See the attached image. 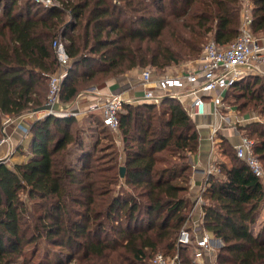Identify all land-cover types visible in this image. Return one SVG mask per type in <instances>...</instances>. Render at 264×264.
<instances>
[{
	"label": "trees",
	"instance_id": "obj_1",
	"mask_svg": "<svg viewBox=\"0 0 264 264\" xmlns=\"http://www.w3.org/2000/svg\"><path fill=\"white\" fill-rule=\"evenodd\" d=\"M247 16L253 36L264 38V0H61L52 7L0 0V141L7 122L47 104L51 77L61 71L55 41L71 59L59 92L69 105L135 69L163 73L197 60L210 41L225 48ZM224 102L262 118L240 130L255 141L264 168V77L241 79ZM119 119L122 154L113 140L86 145L76 117L31 123L30 153L0 165V264H153L159 253L197 264L195 240L178 247L195 212L197 122L171 96L125 103ZM218 147L229 164H216L220 172L203 181L197 224L223 245L205 264H264V222L256 234L252 228L264 206L263 178L226 139Z\"/></svg>",
	"mask_w": 264,
	"mask_h": 264
},
{
	"label": "built area",
	"instance_id": "obj_2",
	"mask_svg": "<svg viewBox=\"0 0 264 264\" xmlns=\"http://www.w3.org/2000/svg\"><path fill=\"white\" fill-rule=\"evenodd\" d=\"M35 1L45 7L60 6L61 4V0ZM250 22L251 19L247 16L237 39L225 48L219 47L214 41H210L197 60L196 66H188L189 68L181 71L180 74L169 75L168 73L153 72L150 69L143 70L142 82L146 89L140 102L160 103L164 97L171 96L177 98L188 108L190 116L195 121L214 116L220 122L216 121L211 125L210 142L212 145L218 144L224 139H229L230 135L225 134L227 131L240 132L243 120L238 115L227 113L231 108L227 107L224 99L228 91L238 81L259 71V66L264 63V47L260 44V40L255 38L249 30ZM53 46L58 55L61 71L51 77L46 105L59 104L60 106L62 105L59 100L60 85L71 64V59L63 42L55 41ZM185 82H188L187 86ZM125 103L127 102L120 94L102 96L91 106V111L99 113L104 125L111 132L116 133L119 131V115L123 111ZM50 111L32 112V115L35 114L37 119H43ZM52 113L57 117L78 118L79 116L72 108H61ZM6 140L3 137L0 144H3ZM233 147L237 157L247 164L255 176L262 178L264 168L255 153V141L240 133L239 141ZM194 168L205 175L204 181H207L209 175L220 172L216 165L209 167L207 170H200L196 166ZM203 192L204 187L202 186L194 210L203 203ZM197 227L200 228V225L198 224L195 228ZM194 240L196 242L194 261L197 263L198 260L204 259L206 255L212 254V239L210 235L202 232V230L199 232L197 229L184 227L179 234L178 247L190 245ZM178 259V256H176L171 261L159 253L154 257L152 263L180 264Z\"/></svg>",
	"mask_w": 264,
	"mask_h": 264
},
{
	"label": "crops",
	"instance_id": "obj_3",
	"mask_svg": "<svg viewBox=\"0 0 264 264\" xmlns=\"http://www.w3.org/2000/svg\"><path fill=\"white\" fill-rule=\"evenodd\" d=\"M260 44L264 47V38L259 39ZM189 68V67H188ZM187 70V68L181 69V71ZM179 72V71H178ZM176 72L177 74H180ZM169 75H175L171 73ZM252 75H259L264 77V63L259 66V71L254 72ZM124 76V77H123ZM123 77V78H122ZM121 78L108 80L103 87H93L90 88L88 92L81 95L74 103L69 105H60L59 109L66 108V109H75V111L79 114L78 120L80 122L84 121L87 122L90 126L92 124H96L98 121H102V117L99 113L91 111V106L95 103V101L102 96H108L111 94H120L127 103L133 102H140L144 95V90L146 87L142 82V70L135 69L129 72L126 75H122ZM185 85H188V82H185ZM235 107V106H233ZM229 115H238L242 118V122L240 128L244 127L248 123L256 122L260 119L253 120V115H240L239 111L235 107V109H230L227 112ZM257 115V114H256ZM258 116V115H257ZM259 117V116H258ZM98 119V121H97ZM217 119V118H216ZM214 116L207 117L203 119H199L196 121L199 125H197V130L199 133V146L198 151L195 155L192 156L191 160L194 166L200 170H207L209 167L216 165L220 162H224L229 164V159L226 155H224L223 151L218 147V144L212 145L210 142V129L213 123L216 121L219 123L220 120H216ZM37 120L35 114L32 115V112L26 113L18 118H15L9 122H7L4 127V138L7 140L0 144V162L7 163L9 166H13L17 162H21L26 158L27 153L29 151V135L28 131L33 121ZM205 121V122H204ZM240 133L243 134V131L236 132L234 130L227 131L225 134L230 135V138L227 139V142L232 145V147L238 143ZM91 141L89 138L86 137V145H89ZM119 144L122 145L120 142ZM122 148L120 149V153L122 154ZM23 150L24 154L21 155L20 151ZM194 170V174L190 181V195L195 200L200 194V190L203 186L204 181V174L200 171ZM201 207V205H198ZM196 211V210H195ZM201 209L199 208L198 211L194 212L192 223L196 227L199 223L200 217L202 213L200 212ZM264 215V206L261 213L258 216L257 222L259 219L261 220ZM256 222V223H257ZM201 232L200 228H194ZM257 230V228H256ZM259 230V229H258ZM255 232V234L258 232ZM206 233V232H205ZM208 234V233H207ZM210 235V234H208ZM211 236V235H210ZM211 243L212 248L218 247L220 249L223 242L221 244L217 241L219 239H215L211 236ZM216 244V245H215ZM217 250V249H216Z\"/></svg>",
	"mask_w": 264,
	"mask_h": 264
},
{
	"label": "rangeland",
	"instance_id": "obj_4",
	"mask_svg": "<svg viewBox=\"0 0 264 264\" xmlns=\"http://www.w3.org/2000/svg\"><path fill=\"white\" fill-rule=\"evenodd\" d=\"M197 60L188 61V62H185L184 64L171 67L170 69H168L166 72H163V73H168V74L174 73L175 75H177L176 72L179 71L178 73H180L181 72V69H183V68H188V66L195 67L196 64H197ZM158 73H161V72H158ZM121 77L122 76H118V77H115V78H110L109 80H113V79L115 80V79H118V78H121ZM227 107L228 108H231V109H235V107H233V106L227 105ZM248 114H252L253 115V120H256L257 118L260 119V120H262V118L261 117H258L255 113H248ZM248 114H247V111H242L240 115H243V116L245 115L246 116ZM260 120H258V121H260ZM199 124L197 123V125H199ZM80 127L84 130L85 136L88 137L91 142H96L98 139H101V143L102 144L108 145L109 143H111V140H113L114 143H115V145H116V148H115L116 151H118V153H120V149L122 147V145L119 144L121 142L120 130L118 132L114 133V132H111L108 129H105L103 126H100L99 127L98 124H95V122H94V124H92L90 126L87 122H84V121H82L80 123ZM262 178H263V182H264V176ZM199 208L200 207L197 206V208L195 210L198 211ZM263 222H264V215H263V218L261 220L259 219V222L255 223L253 225V227H252L253 230L256 232L259 229V227L262 225ZM190 226H192V223H188V224L185 225V227H190ZM256 228H257V230H256ZM40 247H41V249L38 250L39 252L37 253V256L41 255V253L43 252V250L46 248L45 247V244L40 245ZM218 250H219V248L215 246L214 247V250L212 249V254H208V255H206L204 257V259L198 260L197 264H205L206 261H208L210 263H215V261H216V255L218 253ZM191 252H192V250H189V254ZM167 258H169L171 261L173 260L172 257H167ZM15 264H22V259H20Z\"/></svg>",
	"mask_w": 264,
	"mask_h": 264
},
{
	"label": "water",
	"instance_id": "obj_5",
	"mask_svg": "<svg viewBox=\"0 0 264 264\" xmlns=\"http://www.w3.org/2000/svg\"><path fill=\"white\" fill-rule=\"evenodd\" d=\"M50 110H52V111H50ZM57 110H59V104H56V105H53V106H50V105H44V106H42V107H40V108L35 109L33 112L50 111V112L48 113V115H47V117H48V116H55L52 112L57 111ZM3 132H4V130H3ZM191 162H192V160H191ZM1 164H3L2 161L0 162V165H1ZM125 171H126V168H125L124 166H122V167L120 168V177H121V178H124V176H125ZM217 241L221 244V241H220V240H217ZM221 246H222V245H221Z\"/></svg>",
	"mask_w": 264,
	"mask_h": 264
}]
</instances>
